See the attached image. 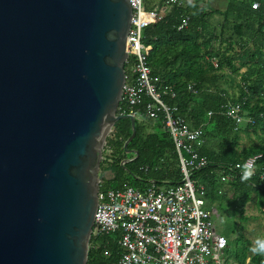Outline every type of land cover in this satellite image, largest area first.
I'll use <instances>...</instances> for the list:
<instances>
[{"label": "water", "instance_id": "95a60500", "mask_svg": "<svg viewBox=\"0 0 264 264\" xmlns=\"http://www.w3.org/2000/svg\"><path fill=\"white\" fill-rule=\"evenodd\" d=\"M129 0H0V264H86Z\"/></svg>", "mask_w": 264, "mask_h": 264}, {"label": "trees", "instance_id": "16d2710c", "mask_svg": "<svg viewBox=\"0 0 264 264\" xmlns=\"http://www.w3.org/2000/svg\"><path fill=\"white\" fill-rule=\"evenodd\" d=\"M216 1L167 4L160 0L150 5L147 0V7L155 6L159 17L144 29L145 43L151 46L148 64L152 72L176 92L174 98L167 99L168 103L177 104L191 125L203 129L199 153L208 164L192 174L193 180L204 185L205 198L216 212L228 211L225 203L232 202L240 218L247 221L244 206L255 201L253 194L264 216V180L257 174L264 166V0H227L224 7ZM254 1L259 2L256 9L251 7ZM215 15L219 19L214 23L211 17ZM182 19H187L186 25L178 28ZM188 85L196 92L190 91ZM236 94L238 99L245 97L243 115L252 123L243 121L236 125L221 112L220 105ZM122 108L120 102L119 110ZM136 109L140 118H135V135L126 148L137 150L138 155L120 164L135 154L126 153L123 146L131 133L130 120H117L106 136L99 167L102 172L109 170L111 177L102 179L100 189H143L152 183L167 187L182 178L174 143L162 119L146 117L141 104ZM243 137L248 142L240 146ZM256 154L258 169L242 182V174H237L234 167ZM224 175L229 179L223 180ZM225 236L231 247L228 258L245 264L251 248L244 243L242 248L233 244V235ZM118 237V233L91 234L86 264L116 262L122 253ZM249 262L264 264V256L253 254Z\"/></svg>", "mask_w": 264, "mask_h": 264}, {"label": "built area", "instance_id": "2783aa9c", "mask_svg": "<svg viewBox=\"0 0 264 264\" xmlns=\"http://www.w3.org/2000/svg\"><path fill=\"white\" fill-rule=\"evenodd\" d=\"M176 2L182 4L183 0H166L167 4ZM129 3L132 13L125 47L126 75L120 100L123 108L118 107V113L138 118L136 107L141 104L146 117L162 119L174 143L182 178L167 187L152 183L143 189L99 188L91 234H119L122 253L113 264H223L227 237L215 229L212 215L216 210L207 206L204 185L192 178L195 171L208 164L199 153L203 129L191 125L177 104L168 103L167 99L175 97V90L155 75L148 64L151 46L145 43L144 29L157 21L158 9L147 7V0ZM258 6V1L251 4L253 9ZM186 22L187 19H182L178 28ZM213 64L217 66L215 61ZM188 89L196 92L191 85ZM244 103L245 97L230 95L220 105L221 112L236 125L243 121L252 123L251 118L243 115ZM258 157L256 154L237 162L234 167L237 174L243 173L246 163L253 164L255 173ZM257 174L264 180V166Z\"/></svg>", "mask_w": 264, "mask_h": 264}, {"label": "rangeland", "instance_id": "374dc122", "mask_svg": "<svg viewBox=\"0 0 264 264\" xmlns=\"http://www.w3.org/2000/svg\"><path fill=\"white\" fill-rule=\"evenodd\" d=\"M213 1L217 2L216 0ZM159 2L160 0H148V4L150 5L152 3L158 4ZM226 2L227 0H219V2L216 4L224 7L226 5ZM218 19L219 17L217 15L211 17V21L214 23L218 21ZM247 142V139L243 137L240 142V146H244ZM110 177L111 174L105 171L103 178L109 179ZM229 177L230 176H228V179ZM253 197H255V201H248L244 206L243 215L246 216L247 221H243V219L240 218L239 213L237 212L238 208L237 206L233 207L232 202L228 205L227 203L229 202L225 203V206L229 208L228 211L222 212L219 209L218 212H215L212 215V221L214 223L216 231L224 235H233V244H238L241 248L243 243L245 244V246H249L250 248H252L257 238H264V216L261 213L260 204L254 194ZM206 203L208 207L214 209V206L211 205L207 198ZM234 249L236 250V246H233V250ZM222 258L223 263H227L229 261L227 251L223 254Z\"/></svg>", "mask_w": 264, "mask_h": 264}, {"label": "clouds", "instance_id": "9594fccd", "mask_svg": "<svg viewBox=\"0 0 264 264\" xmlns=\"http://www.w3.org/2000/svg\"><path fill=\"white\" fill-rule=\"evenodd\" d=\"M254 167L252 163H246L243 166V173L241 176V181H247L254 175ZM254 254L264 256V238H257L254 242V246L251 248Z\"/></svg>", "mask_w": 264, "mask_h": 264}, {"label": "crops", "instance_id": "0c3cea01", "mask_svg": "<svg viewBox=\"0 0 264 264\" xmlns=\"http://www.w3.org/2000/svg\"><path fill=\"white\" fill-rule=\"evenodd\" d=\"M230 249H231V247H230V245H227V247H226V249H225V251H224V253L226 252V251H230ZM254 253L251 251V249H250V252L247 254V256H246V259H245V264H250V257L253 255ZM228 262L227 263H223V264H238L237 262H236V260L235 259H233V257H230V258H228Z\"/></svg>", "mask_w": 264, "mask_h": 264}, {"label": "flooded vegetation", "instance_id": "af4514ba", "mask_svg": "<svg viewBox=\"0 0 264 264\" xmlns=\"http://www.w3.org/2000/svg\"><path fill=\"white\" fill-rule=\"evenodd\" d=\"M106 172H109V173H110V171H109V170H106Z\"/></svg>", "mask_w": 264, "mask_h": 264}]
</instances>
